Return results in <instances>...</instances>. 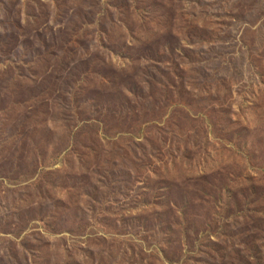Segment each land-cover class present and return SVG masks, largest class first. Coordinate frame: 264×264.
<instances>
[{
    "label": "rangeland",
    "instance_id": "rangeland-1",
    "mask_svg": "<svg viewBox=\"0 0 264 264\" xmlns=\"http://www.w3.org/2000/svg\"><path fill=\"white\" fill-rule=\"evenodd\" d=\"M0 264H264V0H0Z\"/></svg>",
    "mask_w": 264,
    "mask_h": 264
}]
</instances>
